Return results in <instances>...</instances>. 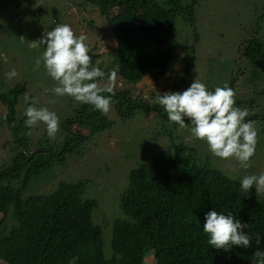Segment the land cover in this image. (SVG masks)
I'll return each mask as SVG.
<instances>
[{
    "label": "rangeland",
    "instance_id": "1",
    "mask_svg": "<svg viewBox=\"0 0 264 264\" xmlns=\"http://www.w3.org/2000/svg\"><path fill=\"white\" fill-rule=\"evenodd\" d=\"M154 1L167 4L169 0ZM177 1L182 8L175 19V33H163V42L144 43L147 39L143 35L145 32L141 31L138 34L141 35L142 44L136 43L131 38L136 35L134 30L127 38V43L129 40L132 43L131 48L138 50L135 73L140 75V79L134 81L119 72L115 62L117 42L113 28L95 5L81 4L83 0H35L26 5V0H0V154L9 149L7 165L11 164L16 153L23 152L18 145L20 140H26L25 145H31V150L25 152L28 153L26 160L41 150L55 153V161L46 171L47 178L43 175L34 179L28 191L46 193L59 180L70 184L84 181V195L99 201L91 219L101 227L104 257L112 258L117 264L123 261L121 253L111 249L112 224L119 216L117 197L127 182L129 171L137 167L142 158H147L146 155L150 156L152 145L169 147L171 140L174 143L182 142L186 147H194L202 159L206 156L215 168L240 180L245 175L264 172V131L258 134L260 141L251 158V167L245 170L239 167L235 159L221 160L215 157L206 142L190 139V121L185 118V122L189 123L188 128L181 129L175 123H170L163 108L153 102L156 96L164 92L185 90L193 80L205 83L212 91L227 84L236 93V106L249 110L250 115L246 119L254 122L257 132L263 130L264 73L249 64L243 49L253 38L264 45V0ZM20 3H23L20 10L26 7L28 9L22 11L29 12L25 17L27 19L21 17V21H24L23 31L21 23L15 28L13 21L8 19L17 12L16 5ZM191 4L193 24L186 19V7ZM166 7L171 6L168 3ZM57 24H68L76 35H86L85 42L90 51L99 54L96 55L94 67L101 68L106 74L116 72V91L127 89L134 94L126 105L116 107L112 101L111 110L105 115L95 111L92 105H83L72 97L56 96L50 91L57 86V82L48 75L43 65L41 56L44 46L32 49L29 45ZM169 39H174L181 55L176 62L169 55L170 48L174 46L166 42ZM184 46L194 49L191 65L183 59ZM13 69L17 75L9 78L8 73ZM237 72L240 84L232 86L230 79L235 78ZM227 80L230 81L220 84ZM18 85L24 90L19 92L16 100V121L10 124L4 118L9 107L4 106L1 99L5 98L7 103L14 101L10 90ZM25 96L30 97L27 102ZM135 99L140 107L133 110L131 104ZM30 105L55 112L60 125L54 139L64 137L72 142L74 150L66 152L65 160L60 163L58 157L63 149L60 147L62 143L57 144L48 137L43 123L33 128L24 124L26 117L23 113ZM19 116H23V119ZM13 126L19 129L12 131ZM24 174L25 171L20 173L19 183ZM252 188L264 201V193L257 194L254 185ZM1 219L3 213L0 212ZM6 219L3 221L4 227ZM145 262L155 264L150 256H146ZM0 264L8 263L0 259Z\"/></svg>",
    "mask_w": 264,
    "mask_h": 264
},
{
    "label": "trees",
    "instance_id": "2",
    "mask_svg": "<svg viewBox=\"0 0 264 264\" xmlns=\"http://www.w3.org/2000/svg\"><path fill=\"white\" fill-rule=\"evenodd\" d=\"M32 1L35 2L26 0L24 4ZM84 3L95 5L113 28L117 42L115 62L119 72L134 81L140 79L135 73L138 50L131 48L130 40L127 43L130 33L134 30L136 35L131 38L139 44H142L138 34L141 31L147 39L144 43L163 42V33H175V19L182 8L177 0L168 1L171 7L154 0H83L81 4ZM192 4L186 7V19L191 24L194 20ZM22 6L23 3L17 4V12L8 19L15 28L21 23L23 31L24 21L21 20L27 19L29 12L22 11L28 9L26 7L20 10ZM167 42L171 44L173 40ZM184 48L183 58L191 65L194 49ZM174 49L175 46L171 48ZM89 55L94 67L99 54L90 51ZM243 55L251 66L264 73V45L257 38L248 40ZM238 73L231 81L220 84L230 81L232 86L239 85ZM22 90L20 85L10 90L14 101L7 103L5 98L1 99L3 105L9 107L10 124L16 121L15 104ZM118 91L112 97L116 107L126 105L127 100L134 97L127 89ZM132 101L133 110L140 107L137 99ZM17 129L19 127H12V131ZM260 131L264 129L258 134ZM19 142L23 152H17L11 164L7 165L9 149L0 154V212L3 213L0 259L8 264H116L103 255L102 230L91 219L99 201L84 195L86 183L59 180L51 191L30 193L28 188L32 181L43 175L47 178L46 171L56 157L49 150H41L26 160L28 153L25 152L31 150V145H25L26 140ZM152 146L150 156L146 155L147 158H142L139 165L129 171L127 182L117 197L119 216L112 224V249L122 253L125 264H145L148 252L153 253L157 264H252L257 248L264 250V201L253 188L243 195L240 179L215 168L192 146L173 140L169 147ZM64 147L67 150L59 152L58 163L65 160L66 152L74 150L70 141ZM24 171L19 183L20 173ZM209 210L231 213L247 223L249 227L244 231L253 236L252 246H234L230 251L211 247L203 231L204 216ZM257 234L261 235L259 245L255 243Z\"/></svg>",
    "mask_w": 264,
    "mask_h": 264
},
{
    "label": "clouds",
    "instance_id": "3",
    "mask_svg": "<svg viewBox=\"0 0 264 264\" xmlns=\"http://www.w3.org/2000/svg\"><path fill=\"white\" fill-rule=\"evenodd\" d=\"M86 40V35H76L70 25L57 24L52 30L46 31L39 40L31 41L29 47L37 49L41 45L44 46L41 56L43 65L48 75L57 82V86L50 91L56 96H68L81 104L92 105L106 115L111 110L112 97L116 94L117 74H106L101 68L92 66ZM171 40L174 44V39ZM174 46V50L170 48L169 55L172 61L176 62L181 55L178 46ZM16 75L15 69L8 73L9 78ZM235 96V91L227 84L212 91L205 83L193 80L185 90L164 92L156 96L153 102L163 108L170 123H175L181 129L188 128L189 123L185 122L187 118L192 125L190 139L206 142L215 157L221 160L235 159L239 167L246 170L251 167V158L255 155L258 132L254 122L246 119L250 115L249 110L236 106ZM29 99L30 97L25 96L26 102ZM23 115L26 117L24 124L28 128L43 123L48 137L55 138L60 125L55 112L30 105ZM4 118H7V113ZM53 141L62 143V151L67 150V147L63 146L68 142L64 137ZM253 185L257 194L264 193V172L259 175H245L240 180L243 195H247ZM248 227L247 223H242L231 213L209 210L204 216L203 231L209 237V245L217 250L230 251L234 246L251 247L253 236L244 231ZM101 239L103 249V238ZM255 243H261L260 234L255 236ZM253 255L255 260L252 264H264V250L257 248ZM147 256L157 264L153 253L148 252ZM120 264H125V260Z\"/></svg>",
    "mask_w": 264,
    "mask_h": 264
}]
</instances>
